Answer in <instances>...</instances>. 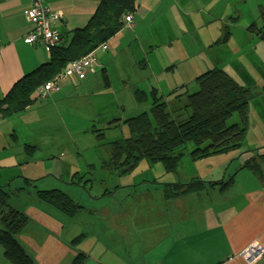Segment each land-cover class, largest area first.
I'll return each mask as SVG.
<instances>
[{"label": "rangeland", "instance_id": "rangeland-1", "mask_svg": "<svg viewBox=\"0 0 264 264\" xmlns=\"http://www.w3.org/2000/svg\"><path fill=\"white\" fill-rule=\"evenodd\" d=\"M226 7L229 14H225L228 16L225 28L215 23L221 28L220 34H215L214 27L189 31L180 36L178 43L161 47L158 57L149 58L154 64L146 69L145 75L151 69L149 77L141 80L132 74L121 77L120 72L129 69L113 65L109 89L102 83L95 92L79 90L62 103L49 99L37 101L26 115H18L20 123L13 135L20 143L33 137L36 150L31 157L23 153L19 143L8 147L0 139V148L7 147L0 149V187L9 195L8 205L27 218L22 231L11 239L23 246L34 264H45V257L51 258L53 264H71L78 254L67 262L78 246L72 239L78 236V226L86 218L85 215L67 217L40 201L36 191L59 190L84 207H90L92 199L105 188H132L144 194L139 197L150 200L159 198L166 186L188 184L193 179L218 180L223 175L228 179L239 169L248 174L242 165L259 151L264 153V0H228ZM217 39L220 42L215 44ZM160 55L166 58L165 71L156 66ZM173 61L181 64L174 67ZM213 68L228 73L251 95L245 137L238 150L193 159L190 152L194 145L188 143L175 170L167 171L162 162L144 159L125 173L111 168L115 163L112 143L130 137L126 119L149 112L151 87H158L169 108L177 111L185 100L179 102L168 93L183 85L187 87L182 92L194 93L196 77ZM153 70L157 75L152 74ZM142 87L148 98L145 103L137 104L133 93ZM186 116L187 112L181 109L174 112L172 119L179 121ZM12 122L13 119H6L4 124L9 127ZM228 123L239 124V117L234 114ZM261 169L264 173V163ZM121 197L117 195L114 199ZM150 201L152 206L159 202ZM5 250L6 246L0 242V264H11L4 255Z\"/></svg>", "mask_w": 264, "mask_h": 264}, {"label": "crops", "instance_id": "crops-1", "mask_svg": "<svg viewBox=\"0 0 264 264\" xmlns=\"http://www.w3.org/2000/svg\"><path fill=\"white\" fill-rule=\"evenodd\" d=\"M99 3L100 0H43L45 7L61 14L52 24L61 35L59 44L69 43L73 31L86 27ZM227 4L228 0H136L131 24H124L106 42L107 50H96L98 71L86 79L73 78L61 83L58 92L44 99L34 94L33 104L23 115L37 101L62 103L79 90L95 92L102 83L109 89L113 65L129 69V73L120 72L121 77L125 74L140 80L149 77L151 69L145 75L152 65L149 58L158 57L161 47L178 43L180 36L189 31L214 27L215 34H220L221 28L215 23L225 28ZM28 5L29 0H0V99L22 77L49 62L50 50L40 43L24 42V37L33 30L26 17ZM219 42L217 39L214 43ZM155 62L159 70H166V58L161 56ZM173 62L174 67L181 64ZM103 74L107 75L108 86ZM152 74L157 72L153 70ZM19 117L10 118L13 122L9 127L0 122V139L8 147L19 143L27 155L25 146L35 147V141L31 137L20 143L14 138ZM19 154L21 157L22 153ZM225 177L204 182H219ZM117 195L123 197L114 199ZM130 195L136 198L130 199ZM139 196L144 194L132 188H105L92 199L90 207L82 206L74 217L86 218L78 226V236L72 239L78 238V246L67 262L77 252L84 258L81 264H247L241 255L251 244L257 242L264 250V173L260 180L251 171L247 174L239 169L233 184L226 189L205 186L171 198L165 197L163 189L159 198L150 199L159 201L153 206L148 198ZM45 264H53L52 259L45 257ZM257 264H264V257Z\"/></svg>", "mask_w": 264, "mask_h": 264}, {"label": "trees", "instance_id": "trees-1", "mask_svg": "<svg viewBox=\"0 0 264 264\" xmlns=\"http://www.w3.org/2000/svg\"><path fill=\"white\" fill-rule=\"evenodd\" d=\"M135 5L136 0H100L85 28L73 31L69 43L59 42L52 47L49 62L22 77L13 85L10 92L0 99V122L20 115L30 107L34 102L32 96L35 92L53 80L69 62L98 50L100 45L105 44L124 27L123 18L135 11ZM102 77L108 86L107 75L103 74ZM194 82L197 87L194 93H189L188 90L182 92L187 85L168 93L179 102L183 98L185 100L181 109L187 112V116L179 121L172 119V115L181 109L177 111L170 109L165 96L152 88L149 112L143 111L126 119L124 123L128 127L130 137L112 143L111 155L115 163L111 168L125 173L144 159L151 163L162 162L167 171L175 170L188 143L194 145L190 152L193 159L229 153L241 147L251 98L249 91L219 68L202 73ZM134 98L137 104H143L148 96L145 91L136 88ZM234 114L239 117V124L228 123ZM34 150H36L34 146H25L28 156H32ZM262 163L264 153L259 151L256 156L249 158L242 168L248 169L261 180ZM233 180L234 175L219 182L194 180L188 184L166 186L165 197H176L205 186L218 185L221 189H226L233 184ZM36 195L40 201L70 218L82 209V206L59 190H39L36 191ZM8 198L7 192L0 187V242L6 246L4 255L11 264H34V260L25 253L23 246L11 239L12 235L22 231L27 218L8 205ZM77 239L73 242L78 241ZM83 259L79 254L71 264H81Z\"/></svg>", "mask_w": 264, "mask_h": 264}, {"label": "built area", "instance_id": "built-area-1", "mask_svg": "<svg viewBox=\"0 0 264 264\" xmlns=\"http://www.w3.org/2000/svg\"><path fill=\"white\" fill-rule=\"evenodd\" d=\"M61 14L51 11L43 5V0H29L26 17L33 25V30L24 37L26 44L40 43L50 50L61 41V35L52 28V24L60 18ZM126 25L131 24V15L124 16ZM107 44L100 45L97 49L107 50ZM96 50L87 55L73 60L53 80L44 84L35 92L37 98L44 99L52 93L60 90L63 82L73 78L82 80L86 76L95 73L98 65L95 56ZM247 264H257L264 257L263 248L257 243L251 244L241 255Z\"/></svg>", "mask_w": 264, "mask_h": 264}]
</instances>
